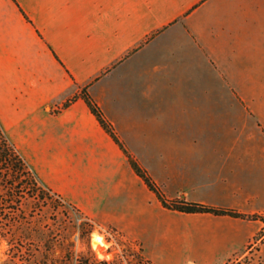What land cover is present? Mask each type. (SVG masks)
<instances>
[{"label":"crops","instance_id":"obj_1","mask_svg":"<svg viewBox=\"0 0 264 264\" xmlns=\"http://www.w3.org/2000/svg\"><path fill=\"white\" fill-rule=\"evenodd\" d=\"M85 87L168 198L264 215V144L210 143L208 129L233 116L238 137L264 136V0H0L4 133L40 182L129 232L138 192L155 194L72 99ZM185 215L171 245L183 243V264L224 263L264 230L261 219Z\"/></svg>","mask_w":264,"mask_h":264},{"label":"rangeland","instance_id":"obj_2","mask_svg":"<svg viewBox=\"0 0 264 264\" xmlns=\"http://www.w3.org/2000/svg\"><path fill=\"white\" fill-rule=\"evenodd\" d=\"M241 123L233 116H226L224 121H209L210 143L264 144V136L258 132L250 137L244 133L238 137ZM133 155L136 157V154ZM36 176L41 188L40 196L44 197H26L19 221L9 231L0 233V242L7 245L6 250L0 249V255L6 257L0 264H96L99 260L113 261L115 264H183L188 256L183 243L177 250L171 247L174 233L185 227L186 212L166 211L167 208L159 207L157 198L147 191L138 192L135 198L138 207L127 211L128 215L124 217V227L129 233L114 226L98 224ZM247 232L246 228H241V237ZM98 235L105 243L101 251L93 248L92 244L93 237ZM136 235L151 246L158 263L146 255L144 242ZM263 235L262 228L243 253L221 264H264Z\"/></svg>","mask_w":264,"mask_h":264},{"label":"trees","instance_id":"obj_3","mask_svg":"<svg viewBox=\"0 0 264 264\" xmlns=\"http://www.w3.org/2000/svg\"><path fill=\"white\" fill-rule=\"evenodd\" d=\"M81 96L88 104L90 110L97 117L103 128L110 134L122 148L128 158L129 164L135 173L144 181L146 186L154 192L164 208L178 210L186 213L208 212L215 215H229L239 218L264 219V215L257 213H244L235 208L221 207L198 201H189L184 198L169 199L161 186L153 179L149 171L127 151L123 141L119 138L113 124L106 118L99 104L83 88L74 98ZM69 102H66L67 105ZM50 189V188H49ZM40 186L34 171L27 160L22 156L17 146L11 142L0 125V233L9 231L19 221L18 217L23 212L22 204L26 197L40 196ZM85 264H93L85 262ZM96 264H115L113 261L99 260ZM128 264H133L128 262ZM137 264V263H135Z\"/></svg>","mask_w":264,"mask_h":264},{"label":"bare ground","instance_id":"obj_4","mask_svg":"<svg viewBox=\"0 0 264 264\" xmlns=\"http://www.w3.org/2000/svg\"><path fill=\"white\" fill-rule=\"evenodd\" d=\"M93 248H95L98 251H101L105 248V243L103 241V238L101 236H94L92 239Z\"/></svg>","mask_w":264,"mask_h":264},{"label":"clouds","instance_id":"obj_5","mask_svg":"<svg viewBox=\"0 0 264 264\" xmlns=\"http://www.w3.org/2000/svg\"><path fill=\"white\" fill-rule=\"evenodd\" d=\"M6 248H7L6 242H0V249L6 250ZM3 259H6V257L0 255V261H2Z\"/></svg>","mask_w":264,"mask_h":264}]
</instances>
